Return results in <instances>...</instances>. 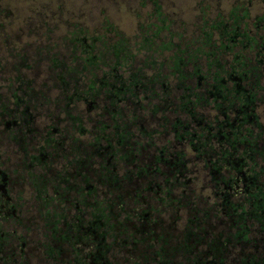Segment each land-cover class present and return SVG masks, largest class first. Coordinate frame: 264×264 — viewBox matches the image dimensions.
Wrapping results in <instances>:
<instances>
[{
    "label": "trees",
    "instance_id": "trees-1",
    "mask_svg": "<svg viewBox=\"0 0 264 264\" xmlns=\"http://www.w3.org/2000/svg\"><path fill=\"white\" fill-rule=\"evenodd\" d=\"M236 10L228 14L235 25L218 27L220 21L211 27L218 30L215 39L214 31H204L202 39L196 36L167 61L159 58L173 45L162 44L160 53L148 37L135 45L122 35L108 38L80 30L63 39L65 50L45 55L51 74L38 85L37 78L10 68L0 91V140L11 145V161L17 158L22 183L30 182L27 202L44 236L50 237L43 244L45 258L59 261L61 253L71 249L75 264H113L107 229L114 205L118 202L122 210L125 204L124 192L127 197L133 192L136 198L154 196L170 205L177 187L182 195L189 191L195 177L186 175L187 153L174 149L180 145L194 152L210 183L213 202L204 211L205 220L212 212L222 233V227L231 230L227 233L234 244L264 245V137L256 112L264 94V31L258 37L241 31ZM195 43L200 45L191 46ZM211 106L212 118L198 109ZM38 116L46 120L45 129L36 123ZM145 118H157L159 125L150 127L153 123ZM166 133L173 140L157 145L155 136ZM3 154L0 151V253L17 236L4 222L20 224L26 203L23 190L15 200L11 197L9 172L19 169H8ZM126 183L129 188L122 192ZM60 203L75 212L69 215ZM139 220L141 228L136 229L153 240L150 210L144 209ZM222 233L211 242L226 244ZM203 239L201 235L197 240ZM176 250L193 252L184 241L170 246L172 256ZM12 255L0 259L7 263ZM160 264L171 263L162 258Z\"/></svg>",
    "mask_w": 264,
    "mask_h": 264
},
{
    "label": "rangeland",
    "instance_id": "rangeland-1",
    "mask_svg": "<svg viewBox=\"0 0 264 264\" xmlns=\"http://www.w3.org/2000/svg\"><path fill=\"white\" fill-rule=\"evenodd\" d=\"M234 8H237L236 12L240 16L236 24L241 31H248L250 35L256 37L263 34L264 0H0V91L5 90L4 81L11 72L10 68L14 72L28 73L27 77L37 78V85L45 77L49 78L51 71L47 67L48 58H45V55L48 57V54L55 49L65 50L62 41L71 33L84 30L92 35L108 38L122 35L128 42L135 45H139L143 37H148L154 41L155 48L160 53L162 44L173 45L171 51L169 49L163 51L162 57L159 58V60L167 61V56L169 58L177 49L187 43H193L196 36L202 39L204 31H209L220 21L223 24L218 27L235 25L232 18H228V14ZM212 29L211 31H214ZM217 31H214L213 39L217 37ZM154 33L156 37H153ZM199 43L191 46L200 45ZM203 61L204 59L201 58L200 63ZM190 69L186 71L189 72ZM208 108L198 109L202 111V114L210 112L212 118L215 113L212 106ZM256 108L264 137V94L262 98L260 96ZM76 110L75 113L78 112ZM37 119L36 123L41 126L39 128H44L47 124L46 120L41 116ZM145 119L153 123L150 127L154 124L159 125L157 118L156 121L153 118ZM155 138H158L155 139L157 145L166 143L169 138L173 140V137L167 133L157 135ZM10 146L4 138H1L0 151H4L3 158L9 164L8 169H19V166L15 164L17 158L11 161ZM179 148L187 153L186 157L189 159V170L186 175L195 177L189 191L186 190L182 195L181 186L177 187L173 193L176 200L168 205L169 203L166 202L160 203L154 196L144 195V198H136L135 192L132 197H127L124 191L129 187L126 183L125 190L122 191L125 193L122 199L125 204L122 210L118 202L114 205L112 218L109 221L112 226L107 229V243L113 242L112 245L110 244L108 258L113 264H160L162 258L168 259L171 264H193L198 251H206L207 243L217 238L222 232L218 221L207 220V218L205 220L204 211L211 207L213 197L210 195V183L205 172L202 171L201 163V166L199 165L200 161L194 158L195 154L189 147L180 145L174 149ZM148 153L152 154V150ZM55 166L59 168L60 163ZM20 171L21 169L9 172L8 186L14 200L23 190L21 195L25 198L23 202L26 203L22 206V221L20 224L16 222L14 224L10 220L4 222L6 229L17 236L9 239L3 246L0 256L5 257L13 253L18 257V262L27 259L29 264H52L43 254V244L49 243L50 237L44 236L39 217L35 215L34 208L29 207L31 202H27V195L30 182L22 183ZM11 180H14V185L10 183ZM131 183L132 189L136 188L137 184ZM60 206L66 209L65 212L69 215L75 212V209L67 208L66 203H60ZM195 208L202 210L201 213H195ZM144 209L150 210L151 219L154 220L151 226L153 240L145 239V233L135 229V227L141 228L142 221L139 220V215ZM126 214L129 215V220L125 219ZM194 214L199 216L198 223ZM190 219L193 221L191 222ZM211 224L214 226L211 227ZM202 228L203 232L206 231L203 235V243L195 247L192 253L176 250L173 256L158 254L163 244H168L167 248L173 243L178 246L183 241L194 244L193 240L201 235ZM144 232L146 235L149 234L148 231ZM225 232L226 228L223 227V234ZM21 237H24L23 242ZM123 240L125 243L122 242ZM22 244L26 250L25 255L23 251H20ZM134 247L136 249L132 251ZM224 251L225 258H229L231 250L226 248ZM244 253L258 259L261 250L250 244L245 248ZM232 255V257L236 256L235 258L241 255L239 248ZM210 257L211 254L208 253L205 254V258L202 255L199 256L205 262H208ZM0 264H5L2 258Z\"/></svg>",
    "mask_w": 264,
    "mask_h": 264
},
{
    "label": "flooded vegetation",
    "instance_id": "flooded-vegetation-1",
    "mask_svg": "<svg viewBox=\"0 0 264 264\" xmlns=\"http://www.w3.org/2000/svg\"><path fill=\"white\" fill-rule=\"evenodd\" d=\"M214 216L215 215H213L212 212H209L208 217H207V220H209V219H211V220L212 219H215ZM207 224H209V223H207ZM218 224H220V223H218ZM223 225L226 226V224H222V226ZM225 228H226V232L224 234L222 232L221 233L224 236H226V239H228L229 241L231 240L233 242H231V241L228 242V240H227L226 244H223L224 243V240H218V242L215 245V243H212L211 241H209L207 243L208 248L206 249V251H208L209 249H212V251H213L212 259H209L208 262H205V261H203L202 259H200L198 257L199 260L196 263H198V264H264V245L263 244H261L260 246L253 245L255 248L257 247V249L261 250V253L258 255V256H260L258 258V260H254V259L251 260V254H245L244 253L245 252V248L246 247H249V245H245V244H234V238L227 233V232H231V230L228 229L227 227H225ZM135 229H136V227H135ZM145 229H147V227ZM145 229H144V231H145ZM136 230L138 231L139 229L137 228ZM201 235H205V233H203V234L201 233ZM201 235L197 236V238L193 240L194 241V244H190L192 246V250L195 247H199V245L201 243H203V240L201 241V243H199L198 240H197V239H200V236ZM167 246H168V244H163V246L161 245V248L163 247V249H164V250L160 249V251L162 253V256H165L166 254L169 255V256L172 255L170 253V246L168 248H167ZM217 247H220V248L218 249ZM21 248H20L21 249L20 251H23V255H25V251L26 250L24 249V246L21 245ZM226 248L227 249L229 248L231 250L229 252L230 253L229 254V258H227V259L225 258L226 257L225 254L219 255V253H218V250H225ZM238 248H239V251H240V254L241 255H239L237 258H235L236 256L235 257H232L233 256L232 253L236 249H238ZM135 249H136V247H134V249H132V251L133 250L135 251ZM181 249L183 250V247ZM43 250H44V248H43ZM206 251H203L202 253H204ZM198 252H201V251H198ZM254 255H256V254H254ZM18 256H19V254H18ZM197 256H199V254H197ZM248 256H250V257H248ZM241 257H244L245 259L242 260ZM11 258H13V261H9L8 260V262L5 263V264H29V262L27 261V259H24V261L18 262L19 259H18V257L16 255L14 256V254L11 256ZM26 258H27V256H26ZM59 258H60L59 261L57 259L56 260L53 259L52 257L51 258H48V259H50V261L52 262V264H75L74 263V259H73L74 257H73V254H72L71 249H70V252H69V249L63 251L61 253V256Z\"/></svg>",
    "mask_w": 264,
    "mask_h": 264
}]
</instances>
